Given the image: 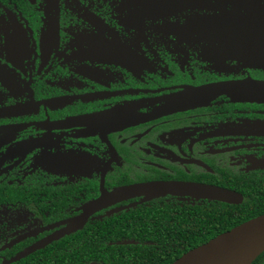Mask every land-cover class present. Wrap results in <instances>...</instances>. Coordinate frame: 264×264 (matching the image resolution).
<instances>
[{
    "label": "flooded vegetation",
    "instance_id": "flooded-vegetation-1",
    "mask_svg": "<svg viewBox=\"0 0 264 264\" xmlns=\"http://www.w3.org/2000/svg\"><path fill=\"white\" fill-rule=\"evenodd\" d=\"M151 182L264 214V0H0V264H99L92 225L220 202L90 207Z\"/></svg>",
    "mask_w": 264,
    "mask_h": 264
},
{
    "label": "trees",
    "instance_id": "trees-1",
    "mask_svg": "<svg viewBox=\"0 0 264 264\" xmlns=\"http://www.w3.org/2000/svg\"><path fill=\"white\" fill-rule=\"evenodd\" d=\"M173 201L151 204V214L149 209L135 208L123 211L120 218L113 215L102 224L92 225L87 259L99 264H171L253 217L246 209L221 202ZM251 264H264V251Z\"/></svg>",
    "mask_w": 264,
    "mask_h": 264
},
{
    "label": "water",
    "instance_id": "water-1",
    "mask_svg": "<svg viewBox=\"0 0 264 264\" xmlns=\"http://www.w3.org/2000/svg\"><path fill=\"white\" fill-rule=\"evenodd\" d=\"M189 196L196 199L238 204L243 197L223 188L178 182H151L120 187L91 204V209L100 208L105 200L138 195L152 198L166 195ZM264 251V214L251 218L218 234L182 254L171 264H251Z\"/></svg>",
    "mask_w": 264,
    "mask_h": 264
}]
</instances>
